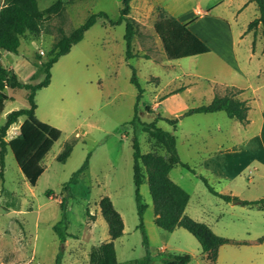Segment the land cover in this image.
I'll return each mask as SVG.
<instances>
[{
    "label": "rangeland",
    "instance_id": "374dc122",
    "mask_svg": "<svg viewBox=\"0 0 264 264\" xmlns=\"http://www.w3.org/2000/svg\"><path fill=\"white\" fill-rule=\"evenodd\" d=\"M55 1L37 0V4L43 10ZM60 1L62 10L46 16L39 32H26L21 37L17 52L0 50L3 65L10 67L22 82L37 83L44 78L40 72L34 80L30 79L37 68L35 66L46 61L52 45L60 36V30L69 34L91 13L100 11L105 12L108 18L116 19L121 7V0ZM159 1L166 3L180 19H188L187 24L192 25L197 21V26L193 27L194 32L206 39H212L213 34L217 35L218 29L207 23V19H198V8L202 11L208 9L210 18L228 19L235 33L234 48L240 64L244 67L257 64L264 71L263 38L253 30L247 31L249 22L258 14L254 2ZM141 2L136 0V5L139 6ZM2 4L3 0H0V7ZM159 9L155 11L154 17L146 20L147 25H140L135 20L138 26L131 44L135 56L126 59L124 24L110 25L99 18L84 33L83 38L50 68L48 88L37 91L35 96V113L62 133L44 156L41 162L43 172L35 185L28 183L11 150L7 149L5 153L4 180L0 185V264L55 263L60 243L53 226L61 219L62 199L66 201L65 215L68 222V236L62 248V264H91L89 255L92 249L109 241L108 226L98 205L104 195L111 199L123 220V233L113 240L119 264H165L161 256L180 253L192 255L188 264H206L201 257L199 242L189 231L183 227L167 231L156 225L148 184L143 181L139 191L146 204L143 213V231L147 237L148 251L146 257L142 230L138 227L140 221L133 182L132 141L136 138L142 153L152 151L166 155V151L161 146H155L154 140L143 129L154 120L156 114L177 121L175 129L164 120H158L157 126L175 136L178 156L191 168L189 170L176 164L169 172L170 179L189 195L185 213L210 225L213 232L220 236L234 235L237 226L248 225L250 219L262 222L259 212L242 204L226 202L211 193L199 177H205L216 191L224 187V181L208 178L210 176L202 165L203 162L206 164L203 150L210 146L216 131H208L207 126L211 122L201 118L202 113L186 114L189 108L208 103L209 87L205 79L179 75L181 68L176 61H168L166 58L163 42L155 30L156 25H165L159 18ZM218 41L225 47L229 39L222 36ZM252 50L255 55L249 58L248 54ZM202 55L198 49L196 65L191 64L192 67L202 66ZM187 60L191 59L184 58L182 62L187 64ZM165 63L168 65L165 66ZM132 68L143 90L138 102L137 87L131 82ZM153 75L159 77L160 87L176 75L179 79L171 81L169 88L178 86L179 80L195 82L192 91L179 90L178 95H166L165 92L170 89L164 86L161 92V96L165 97L163 104L156 111H151L146 107L152 106L158 99L154 93L158 78ZM262 76L264 78V74ZM5 92L8 99L0 113V125L4 123L8 112L28 106L27 91L24 88H6ZM171 105L184 110H175L169 114L165 108L169 109ZM174 113L177 115L174 116ZM183 113L186 117L179 121ZM214 116H220L216 121L221 124V135L229 140L230 133H235L232 127L239 123L223 111ZM16 128L17 123L9 127L5 135L7 140L16 134ZM188 131H193V135L187 134ZM237 132L242 134L243 130ZM65 142H72L73 149L62 163L56 160V155ZM249 144L246 142L235 153L214 158L212 162L213 168H218L220 172L226 171L228 175L244 169L242 177L234 181V189L238 192L234 198L240 200L264 197V177L259 176L264 169L257 170L261 165L250 160L257 157L264 163V142H252L253 147ZM87 155L86 169L79 174L75 183H70L72 174L80 168ZM246 178H249L247 184ZM2 188L10 193L9 197L2 193ZM8 200L15 201V208L6 207Z\"/></svg>",
    "mask_w": 264,
    "mask_h": 264
},
{
    "label": "trees",
    "instance_id": "16d2710c",
    "mask_svg": "<svg viewBox=\"0 0 264 264\" xmlns=\"http://www.w3.org/2000/svg\"><path fill=\"white\" fill-rule=\"evenodd\" d=\"M131 0H121L119 15L116 19H110L103 11L91 13L85 21L74 28L69 34H65L60 30L58 40L52 45L49 56L41 65V71L44 78L32 84L30 82H22L12 69L3 66L0 59V113L3 112L4 103L8 99L5 92L6 88L18 89L24 88L27 92L28 106L11 110L7 113L5 121L0 125V185L4 180V156L7 149H10L13 156L21 169L24 177L30 185H35L38 177L43 172L41 161L46 153L51 149L55 141L61 136V130L46 122L39 120L35 116V93L37 90L47 86L50 81V68L62 55L70 51L72 45L76 44L83 38L84 33L95 24L99 18L110 25L124 24V40L126 59L135 56L131 50V44L138 23L128 17ZM257 5L258 16L249 22L247 30H252L260 25L261 35L264 39V0H254ZM62 10V3L56 0L47 8L40 10L37 0H3L0 7V50L6 52H17L21 42V37L26 32L37 33L40 31L42 22L46 16L57 14ZM158 15L163 24L156 25V32L160 36L164 51L168 58L175 59L181 57L186 49L189 39L187 23H180L174 17L168 16L163 9H159ZM264 51V43H263ZM133 69V68H132ZM35 74L31 75V79ZM131 82L137 87V102L141 97L142 88L136 79L133 69ZM237 91L226 89L224 93H216L211 101L204 105L191 107L186 114L199 112H215L224 111L228 117L235 118L241 123L247 122L248 104L245 100L237 97ZM150 110V107H146ZM24 116L25 119L20 124L19 133L11 139H6L5 135L8 128ZM158 120H165L169 124H175V119L163 118L157 114L154 120L146 124L143 129L154 140L155 146H161L166 155L156 154L155 152L142 153L136 138L132 141L133 148V182L135 186V201L139 217L138 227L142 230L143 243L147 251V237L143 231V213L146 204L143 202L139 188L143 181H147L149 193L151 195L154 215V222L157 226L167 231H173L177 227H183L189 231L199 242L201 251L206 254L209 261L214 264L219 246L226 243H246L245 240L237 241L224 236L217 235L206 224L197 221L185 213V206L189 199L188 193L179 185L174 183L169 177V171L176 164H181L187 169L191 168L183 163L177 152L175 136L157 126ZM73 149L72 142H65L56 155V160L65 162ZM88 155L80 168L74 172L69 180L75 183L77 177L87 167ZM201 180L207 186L208 190L221 197L225 201H231L234 197L216 191L207 181V179L199 175ZM2 193L9 197L10 193L4 188ZM10 199V198H8ZM243 205H254L260 209H264V197L253 200H242ZM100 213L108 226L109 241L103 242L94 247L90 252L89 258L91 264H119L116 260V254L113 246V240L123 233V220L119 212L113 206L111 199L104 195L98 202ZM14 200L9 201L6 207L15 208ZM61 219L53 226V230L59 240V251L56 254L54 264H62V248L68 236L67 218L65 215L66 201H60ZM264 235L258 238L262 241ZM148 257V251L146 254ZM165 264H187L191 261V254L180 253L170 254L167 257L161 256ZM143 264V262H141Z\"/></svg>",
    "mask_w": 264,
    "mask_h": 264
},
{
    "label": "crops",
    "instance_id": "0c3cea01",
    "mask_svg": "<svg viewBox=\"0 0 264 264\" xmlns=\"http://www.w3.org/2000/svg\"><path fill=\"white\" fill-rule=\"evenodd\" d=\"M150 1H151V4H150ZM251 2L255 3L254 0H247L245 4H248ZM138 5L139 6L136 5V0L130 1V10L128 12V17L133 18L140 25H147L146 20L149 19L150 17L155 16V11L157 10V8L163 9L168 16L174 17L180 23L188 22V19H185V17L180 19L177 15H175V12L170 10V8L166 6V3H163L162 1L142 0V2ZM256 8H257V5H256ZM196 12H197L196 14H198V19H207V23L217 27L218 32L219 31L220 32L219 33L217 32V35L213 34L212 39H206L205 37L197 34V32H194L193 27L197 26L198 24L197 21H195L196 23H192V25L188 24L187 30L190 34H189V39L187 43L188 45H187V49L185 53L181 57H178L175 59H170L167 56L166 58L168 59V61L170 60L176 61V64L181 68V72L179 75L192 76V77H195L197 80L201 78L205 79L209 87L208 93H207L208 103L211 101V99L214 97L216 93L222 94L228 88L231 90L232 89L236 90L237 97L241 100H245L249 106L248 111H247V122L245 124L241 123L239 120L235 118H231L237 121V123L239 124L238 126L237 124H234V126L232 127L235 133H230L229 140H226L225 136L221 135V132H222L221 124L219 121H216V119H218L217 117H220V116H214V115H218V113L222 111H215V112H208V113L199 112V113H202L203 115L201 116V118L206 119L208 122H211V123H208L209 125V127L207 126L208 131L213 130V131H216L217 133L214 138L212 137V143L210 144V146H207L208 148H204L203 150L206 154L205 155L206 164H204L203 162L202 164L203 169L205 170V172H207L206 174L210 176L208 178L214 177L216 180H218V182H221V180L224 181L225 183L224 187H222L218 192L229 194L234 197L238 194V192L234 189L236 186L234 181L235 179L242 177V171L244 169L243 168L239 169L235 171L233 174L228 175L226 171L220 172L218 168L216 167L213 168L212 162L214 158H220L222 155H225L227 153H235L238 150L239 146L242 144H245L246 142L250 143L249 144L250 147H253L252 142L254 143L264 142V78L262 76L264 74V71L257 64H255L254 66H249V67L248 66L244 67L240 64L238 56H237V52L234 48V34L235 33L228 19L223 18V17L222 18L221 17L210 18L208 9L205 11H202L200 8H198ZM155 21H157L156 17H155ZM252 30L255 32V34H259L262 37L260 25H258L257 28L252 29ZM247 31H251V30H247ZM222 36H225L227 39H229V42L226 44V46L228 45V47L226 46L223 47L219 44L220 42L218 40H220ZM238 36L242 37V34L238 33ZM214 37H216L218 40H216V38ZM263 43H264V39H263ZM198 49L201 50L203 53L202 55L203 59L201 61L202 66L200 65V66L192 67L191 64L196 65L195 58H196V51ZM254 55L255 53L252 50L248 54V57L253 58ZM189 57H193V58H189ZM184 58L191 59V60H187V64H185L182 62ZM168 64H171V63L168 62ZM168 64L165 63V66H167ZM3 66L7 69H11L10 67H6L5 65ZM35 67H37L35 72H33L35 73V75L37 73L42 72L40 69L41 64L40 65L37 64ZM153 76L158 78V82L155 83V87H154V89H156L154 93H156L155 95L158 96V99L156 100V102H154L152 106H150V109L151 111L152 110L156 111L164 102L163 99L165 97L161 96V92L164 86H167L169 88L170 86L169 83L179 78H178V75H176L170 78L163 86L160 87L158 86L160 84L159 77L156 75H153ZM34 79L35 77L31 80H34ZM179 82L180 84L178 86L176 85L172 86L171 88H169L170 90L168 92H165V94L166 95H172V94L178 95L180 91L181 92L192 91L193 89L192 85L194 84L195 81L189 80L187 82H181V80H179ZM32 84H35V83H32ZM48 85L42 87L41 89H47ZM37 91L35 93V96L37 94ZM35 103H36V100H35ZM4 106H5V103H4ZM36 108H37V103H36ZM36 108H35V111H36ZM175 110L183 111L184 109L179 106L175 108L174 105L169 106V109L167 107L165 108V111H167L169 114ZM199 113H194V114H199ZM176 115L177 114L174 113V116ZM35 116H36V113H35ZM184 117L186 116L183 113L182 117L179 118V121H181V119H183ZM24 119L25 117L22 116L19 118L17 122L13 123V124L17 123V128L15 129L17 131L15 135L19 133L20 124L23 122ZM38 119L44 122V119L42 118H38ZM170 119H174V118H170ZM176 123L170 124V125H172L173 128L175 129ZM240 129L243 130L242 134H238L237 132L238 130L240 131ZM188 133H190L191 136L193 135V131H188L187 134ZM14 136H11L9 139H11ZM204 142L205 144L207 143L206 140H204ZM250 160H252L251 162H257L258 164L261 165V168H256L257 170L264 169V163L260 162L259 158L253 157ZM259 176L264 177V172L261 173ZM248 179L249 178H246L245 184L248 183ZM226 202H231V201H226ZM238 204H242V202ZM244 206H246L248 209H251V210L253 209L259 212L262 217L261 218L262 222L257 223L256 222L257 219H250V222L248 223V225L237 226L236 228L237 230H236V233H234V235H231V234L226 235L228 236L227 238L234 239L237 241L245 240L246 243H226V244L219 246L218 251H217V257H216L214 264H264V239L262 241H258V238L264 235V209H260L259 207L254 206V205H244ZM252 215L256 216L255 214H252ZM154 219H155V215H154ZM208 226L210 227V225ZM201 257H202V260H204L206 264H212L207 258L205 253L201 252ZM191 260H192V255H191Z\"/></svg>",
    "mask_w": 264,
    "mask_h": 264
},
{
    "label": "water",
    "instance_id": "95a60500",
    "mask_svg": "<svg viewBox=\"0 0 264 264\" xmlns=\"http://www.w3.org/2000/svg\"><path fill=\"white\" fill-rule=\"evenodd\" d=\"M231 201H232L233 203H240V202H242L241 200L236 199V198H233ZM9 213L11 214V213H13V212H9Z\"/></svg>",
    "mask_w": 264,
    "mask_h": 264
},
{
    "label": "built area",
    "instance_id": "2783aa9c",
    "mask_svg": "<svg viewBox=\"0 0 264 264\" xmlns=\"http://www.w3.org/2000/svg\"><path fill=\"white\" fill-rule=\"evenodd\" d=\"M40 53L42 54V53H43V51L41 50V51H40Z\"/></svg>",
    "mask_w": 264,
    "mask_h": 264
}]
</instances>
